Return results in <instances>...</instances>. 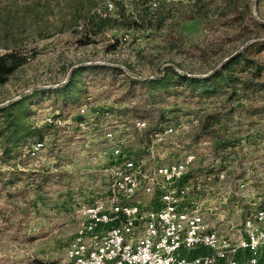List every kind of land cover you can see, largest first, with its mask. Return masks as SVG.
I'll return each instance as SVG.
<instances>
[{
  "label": "rangeland",
  "instance_id": "374dc122",
  "mask_svg": "<svg viewBox=\"0 0 264 264\" xmlns=\"http://www.w3.org/2000/svg\"><path fill=\"white\" fill-rule=\"evenodd\" d=\"M106 1L0 0V55L15 51L28 59L0 85V108L24 99L25 93L45 90L48 96L32 98L25 106L32 117L23 122V131L51 126L43 120L54 113L68 121L65 128L46 127L42 140L47 149L35 158L30 150L38 139L16 137L9 143L0 139V264H65L78 227L76 210L105 195L109 186L105 175L122 161L99 156L107 132H115L121 141L123 160H145L148 172L194 156L196 163L188 175L195 195L200 196L198 205L208 222L226 234L238 235L245 213L264 207V101L260 96L229 103L226 96L202 100L185 88L172 87L157 97L156 106L146 108L142 88L128 89L126 77L113 80L101 73L83 75L79 102L64 104L51 94L70 80L74 67H129L142 79L162 77L168 67L191 76L209 75L247 44L264 39V27L254 23L264 25V0H257L256 8L255 0H122L104 18L98 11ZM156 1L159 5L154 7ZM122 13L147 19L161 16L164 27L137 30L112 22L102 26V19L126 23ZM85 36L91 44H81ZM253 58L264 64V52ZM131 107H139L146 117L123 112ZM233 108L232 121L212 138L195 142L200 118ZM84 109L92 117L88 129L77 127L82 126L78 113ZM254 109L262 113L252 116ZM161 114L165 132L154 134ZM136 123H145V128L138 129ZM171 127L176 132L165 135ZM201 172L219 175L211 180L214 186L222 184L215 193L220 208L209 204L212 191L200 190L204 188L197 179ZM209 183L204 186H212ZM159 195L140 198L151 208Z\"/></svg>",
  "mask_w": 264,
  "mask_h": 264
},
{
  "label": "built area",
  "instance_id": "2783aa9c",
  "mask_svg": "<svg viewBox=\"0 0 264 264\" xmlns=\"http://www.w3.org/2000/svg\"><path fill=\"white\" fill-rule=\"evenodd\" d=\"M120 1L107 0L99 15L106 18L115 12ZM79 112L82 126L77 127L88 129L92 123V117L86 115L88 109ZM43 123L59 129L68 121L54 113ZM136 127L143 129L145 123H136ZM174 132L171 127L165 135ZM104 139L99 156L122 161L105 175L109 179L105 195L76 210L78 227L66 250L65 264H264V207L245 213L238 235L226 234L208 222L198 205L200 196L195 195L188 175L196 159L185 156L148 172L147 161L122 159V143L115 132L105 133ZM46 149L42 140L41 148L30 157H38ZM156 192L159 199L150 208L140 196Z\"/></svg>",
  "mask_w": 264,
  "mask_h": 264
},
{
  "label": "trees",
  "instance_id": "16d2710c",
  "mask_svg": "<svg viewBox=\"0 0 264 264\" xmlns=\"http://www.w3.org/2000/svg\"><path fill=\"white\" fill-rule=\"evenodd\" d=\"M120 18H126V23H119L118 20L102 19V26H107V24L112 22L117 23V26L122 24L129 29L141 30L144 27L162 29L165 22V19L161 16L159 18L147 19V16H141L139 18L136 16L128 17L125 13H122ZM254 23L255 25L264 27L263 24L255 20ZM83 38L80 41L82 45L91 44V41L86 36ZM262 52H264V39L254 41L243 52L231 58L208 77H190L183 75L174 67L166 68L162 77L154 79L134 77L118 66L96 65L80 67L73 71L70 80L64 86L53 90L51 94L58 95V97L62 98L64 104H67L68 100L79 102L82 93L83 75L87 73H101L109 74L113 80L121 76L126 77L128 89H134L136 87L142 88V91L147 95L145 101L146 108L156 106L157 97L162 93L170 92L172 87L185 88L191 96L202 100H212L226 96L227 101L230 103L232 101H241L244 98L249 99L260 96L259 98L264 101V64L253 58L254 54H261ZM27 60L26 55L15 51L0 55V85L5 84L10 75L24 67L27 64ZM126 69L133 73L131 68L126 67ZM46 95L48 96L49 94L45 90L36 91L18 102L12 103L5 108H0V117L2 120L0 139H5L8 143L16 137H21L20 140L22 139L23 141L31 138L38 139L36 141H42L44 136L43 131L46 127L54 126L46 125L37 132H27L23 131V122L32 117V113L28 114L25 110L28 101L39 96L46 97ZM126 110L128 109L123 110V112H132L136 118L142 116L139 107H131V110L128 112ZM235 110L233 108L227 113H209L200 118V129L196 135L195 142L205 137L212 138L211 136L213 134L217 133V131L219 132L218 128L233 120L232 117L236 112ZM261 113L262 111L259 109H254L251 115L254 116ZM145 117V115L142 116V118ZM163 119L164 116L161 114L157 125L152 130L154 134H162L165 132L163 128L165 121ZM16 146L17 144L15 142L12 149H15Z\"/></svg>",
  "mask_w": 264,
  "mask_h": 264
},
{
  "label": "crops",
  "instance_id": "0c3cea01",
  "mask_svg": "<svg viewBox=\"0 0 264 264\" xmlns=\"http://www.w3.org/2000/svg\"><path fill=\"white\" fill-rule=\"evenodd\" d=\"M87 165H89L90 164V161H88L87 163H86ZM205 174H207V173H205ZM204 173H200L197 177V179H199V181H201L204 185L206 184V182L208 181V182H210L209 184H212V186H204L201 182V185H203V187L204 188H201V189H203V191L202 192H205V191H212L213 192V197L211 198V200L209 199L208 201L210 202L209 204L211 205V206H213V207H215V209H217V208H220V206H219V204H220V202H221V200H219L217 197L219 196V194H215L217 191H218V188L222 185L221 183H218V184H215V186H214V182H212V180H211V178H213V179H215V178H217L219 175H216V177H215V175H205ZM192 175V174H191ZM222 177V176H221ZM220 184V185H219ZM197 185H198V183H197ZM196 185V186H197ZM209 189V190H208ZM205 202V201H204ZM195 255V254H194Z\"/></svg>",
  "mask_w": 264,
  "mask_h": 264
},
{
  "label": "water",
  "instance_id": "95a60500",
  "mask_svg": "<svg viewBox=\"0 0 264 264\" xmlns=\"http://www.w3.org/2000/svg\"><path fill=\"white\" fill-rule=\"evenodd\" d=\"M256 2H257V0H255L254 3H253L254 8H256V7H255ZM249 44H251V43H249ZM249 44H247V45H246L245 47H243L239 52L235 53V54H234L233 56H231L230 58L226 59V60L220 65L219 68H221V67H222L227 61H229L231 58H233V57L236 56L237 54L243 52V51L245 50V48H246ZM76 68H77V67H74V68L71 69V72H70V74H69V78L71 77L73 71H74ZM122 68H123L124 70H126V72H127L128 74H130V75H132V76H134V77H137V78L142 79L141 77H138V76L134 75L133 73H131V72H130L129 70H127L126 68H124V67H122ZM217 70H218V69H217ZM178 71H179L181 74H183V75H187V76H190V77H199V76H191V75H189V74H187V73H185V72H182V71H180V70H178ZM211 74H212V73H211ZM211 74L206 75V76H203V77H208V76H210ZM69 78H68V80H69ZM67 82H68V81H67ZM65 84H66V82L63 83V84H61V85L56 86L55 88H60V87L64 86ZM39 89H42V88H36V89H34V90H39ZM30 93H31V92L25 93V94L22 95L21 97L24 98V97L28 96ZM11 103H13V102H10L9 104H11ZM6 106H8V105H6ZM6 106H2V107H6Z\"/></svg>",
  "mask_w": 264,
  "mask_h": 264
},
{
  "label": "bare ground",
  "instance_id": "6f19581e",
  "mask_svg": "<svg viewBox=\"0 0 264 264\" xmlns=\"http://www.w3.org/2000/svg\"><path fill=\"white\" fill-rule=\"evenodd\" d=\"M110 133V132H107ZM42 145V141H37L34 143V145L32 146L31 150H30V156L34 155V151H36L37 149H40ZM187 159H195L194 156H189Z\"/></svg>",
  "mask_w": 264,
  "mask_h": 264
}]
</instances>
